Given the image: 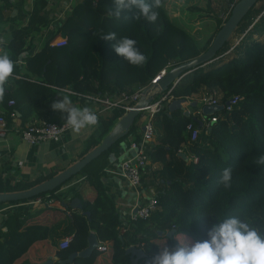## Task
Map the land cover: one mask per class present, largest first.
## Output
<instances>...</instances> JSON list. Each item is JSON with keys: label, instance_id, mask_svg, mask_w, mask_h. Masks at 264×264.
Listing matches in <instances>:
<instances>
[{"label": "trees", "instance_id": "1", "mask_svg": "<svg viewBox=\"0 0 264 264\" xmlns=\"http://www.w3.org/2000/svg\"><path fill=\"white\" fill-rule=\"evenodd\" d=\"M167 1L162 0L161 6L154 10L167 16L169 21L154 24L143 17L135 19L138 12L135 8L122 10L117 22V18L108 15L114 7V0L76 1L57 30L44 40L38 50L24 57V65L17 62L14 71L17 76L13 78L15 84L5 86L0 114L9 122L12 118L10 114L14 112L21 126L45 119L61 123L67 114L53 111L51 104L65 92L55 86H70L77 91L101 94L120 93L128 88L136 90L148 84L159 70L152 73L150 66L144 64L138 75L129 79L128 75L132 73L129 71L130 64L119 59L118 69V58L112 51L115 41L104 40L101 35L114 31L118 39V35L119 38H130L137 33L141 39L137 47L148 56L152 43L158 39L157 32L169 22L195 44L193 54L180 56L182 61H186L198 58L211 47L233 11L231 9L229 17L218 20L217 24L205 14H186L182 18L172 16ZM212 1L203 0V6L189 9L199 12L204 7L208 9L206 12H211ZM238 1L233 3L232 8ZM257 3L242 24L255 12ZM46 4V0H34L28 23L14 30L4 49L13 61L29 48L27 40L31 33L48 23L42 13ZM263 12L264 8L259 14ZM260 21L255 23L252 32L260 29L264 34V15ZM148 30L151 34L147 36L145 31ZM59 35L66 36L64 44H49L52 37ZM251 37L243 47H236L237 53L231 59L224 60L220 65L213 62L187 73L171 93L174 99L187 98L206 86L211 92L220 91L222 103L233 95L243 96L240 105L233 110L224 107L207 115L210 118L220 114V119L211 123L209 132L205 128L199 138L193 140L187 124L192 121L197 125L198 119L182 108L170 115V106L166 104L155 115L157 138L151 149V163H162L154 171L155 176L160 178L156 184L160 208L149 219L134 221L126 227V231L120 229L122 221L119 212L102 181L110 150L121 141L119 139L82 168L79 173H87L83 194L74 193L64 201L63 209L46 206L6 217L2 223L4 229L0 226V264H41L48 259L47 255L36 256L33 252L36 244L42 241L46 242V248L55 249L58 259L50 264H131L128 249L134 244L147 252L140 258L139 264H149L152 257L161 251L162 245L175 250L180 243L207 239L211 226L219 223V218L229 216L247 219L253 227L264 232V165L256 163L264 155V41L253 35ZM22 66L25 68L23 71L20 70ZM11 98L14 102L9 104ZM70 99L75 106L87 107L85 98L81 96L71 95ZM203 105L199 102L193 108L200 109ZM123 114V111L120 115L119 111L108 113L102 119L97 135L91 134L77 158L94 147ZM138 117L127 137L138 129ZM184 145L194 154L191 160L181 154ZM229 167L232 169L231 186L225 188L219 181L222 170ZM55 172L51 170L31 180L14 183L4 182L0 175V191L28 188ZM73 196L80 197L81 208L70 205ZM82 211H88V214ZM161 230L162 233H159ZM172 230L175 231L170 236L168 232ZM90 232H94L98 243H104L105 248L96 247L87 255H76L71 262H63L70 253L87 246ZM66 235L70 236L68 245L59 247V240Z\"/></svg>", "mask_w": 264, "mask_h": 264}, {"label": "crops", "instance_id": "2", "mask_svg": "<svg viewBox=\"0 0 264 264\" xmlns=\"http://www.w3.org/2000/svg\"><path fill=\"white\" fill-rule=\"evenodd\" d=\"M46 1L47 4L44 7L42 13L48 20V23L40 30H36L31 33L30 37L27 40L29 48L20 53L21 55L25 54L24 57L32 53V51L38 50L44 40L50 37L57 30L58 25L63 21L64 17L70 11L63 10L65 4H69L71 1V3L69 4L71 9L72 5L78 0ZM33 4L34 0H0V38L4 40V44L0 45V53L4 52L8 41L14 34V30L17 27L26 26L32 14ZM20 70L23 71L25 70V68L22 66ZM16 76L17 75L14 73L13 78ZM13 78L8 81L6 86H14L15 83L13 82ZM131 90H133V88H131L129 91ZM193 110L195 109L193 108ZM19 120V118H11L4 135H0V175L4 182L8 181L14 183L19 180H31L41 173H47L51 170H56V172L61 170L62 168L69 165L72 159L78 157L79 153L83 151L87 139L91 136V134L97 135L100 128V126H97L84 129L78 136H74L72 130L70 129L57 138L42 140L38 143H29L21 136V134L17 130H15L14 123L16 121L18 122ZM138 126V129H136L129 137L124 139L126 141L117 143L110 150L105 167L107 165H111L113 167L117 165V162L120 161V151L121 161L132 154L133 151L130 149L129 143L132 138L141 137L142 128L140 127V124H138ZM182 150L188 155L189 160L194 157L193 152L188 149L187 145H184ZM161 166V162H156L152 163L150 167L145 169L144 181L143 185H141L140 187V192H138L137 189L135 190L134 187H129L127 181L123 176L121 185V176L114 172H108L104 168L102 181L107 189V192L114 200L121 221H124V231H126V227L132 223L131 221H129V216L131 211L134 209V205L140 202L148 201L150 199V196L156 195L157 186L155 185V179H157V184L160 178H157V176H155L154 171ZM80 174H77V176ZM72 178L63 184L69 185ZM62 185H60V188L63 187ZM86 185L87 183H85L80 188V190L76 192L83 194V189ZM73 190L74 187H68L63 190L61 189L60 193H62V199L59 198L60 200H54L53 204L51 205L37 206L29 209L34 211L46 206H57L63 209V207H65L63 204L64 201H66L72 195H74V193H76ZM7 205V202L0 201V226L2 227V223L6 219V217L13 213V211L7 208ZM65 210L68 211L66 208ZM62 225L64 224H61V226ZM61 228L58 231H60ZM120 229L122 230V222ZM54 250V248H46V242L42 241L36 244V249L33 254H35L36 256L47 255V258H49L56 256Z\"/></svg>", "mask_w": 264, "mask_h": 264}, {"label": "built area", "instance_id": "3", "mask_svg": "<svg viewBox=\"0 0 264 264\" xmlns=\"http://www.w3.org/2000/svg\"><path fill=\"white\" fill-rule=\"evenodd\" d=\"M71 3V1H70ZM69 3V4H70ZM69 4H65V7L63 10H70ZM66 42V36L59 35L54 36L49 40V44L51 45H60L64 44ZM229 53V52H227ZM25 55V54H24ZM24 55H19L16 58V62L20 64H24ZM225 56L220 55L216 61L222 60V58ZM170 68H164L157 71L154 75V77L150 80L151 82L149 84L142 85L140 88L136 90L131 91H122L120 93H116L114 95L112 94H104V93H90V92H81L77 91L70 86L66 87H60L55 86L59 88L60 90L73 93L72 95H78L83 98H85V103L87 104V107H89L92 111H94L98 115L99 119V125H101L102 119L108 114V113H114L119 111V105H120V111H123V115L129 113L133 107H135L137 101L141 98V96L144 94L145 89H150V93L148 95H153L157 90L155 89V85L158 84L160 79L163 77V75L166 73V71ZM174 86H172L171 89L159 93L160 96L155 95L153 101L150 103L148 107H145L142 114L138 117V124H140L141 129V137L140 138H132L130 140V149L133 151L131 155H129L126 159H123L122 161L117 162L116 166L107 165L105 167V170L108 172H114L118 174L119 176L124 177V179L127 181L129 187H134L135 190L137 189L138 192H140V187L143 185L144 181V171L148 164L152 162L151 157V149L153 146V143H155V140L157 138V127L155 122V115L159 113L166 104H169L174 100L173 95L171 94L173 92ZM221 94L219 90H215L214 92H210L208 95L202 97V102L204 105L199 110H193L192 107H189L186 105V109L190 111V113L193 114V117H196L198 120L201 121V126L198 124H193L192 121H190L187 124V127L192 132L193 140H196L199 138L201 131L203 129H207V132L211 129V123L213 121H218L220 119V114H215L212 117H207L204 106L207 104H216V105H222L224 107H227L229 110H233L235 107L239 106L241 103V100L243 99L242 95L236 94L230 97L226 102H221ZM14 100L11 98L8 100V103H13ZM186 104V103H185ZM186 111V110H185ZM217 113V112H214ZM10 116L14 119H16V114L12 112ZM142 122H140V119ZM8 121L5 118L4 115L0 114V135H4L5 131L8 128ZM15 130H17L21 136L29 143H38L39 141L46 140V139H54L59 136H61L64 132L70 130L71 128L66 124V121H63L61 123L50 121V120H41L37 121L33 124H25L24 126L20 125V122L16 121L14 123ZM97 127V126H96ZM80 174V173H77ZM74 175L70 184L65 185L63 184L62 188L58 186L55 189L48 190L45 192H41L39 194L32 195L27 198H22L18 200H12V201H6L8 203L7 208H9L13 213H23L32 207L37 206H44V205H51L53 204L54 200H60L62 199V193H60V190L68 188V187H74L73 191H78L80 188L87 183V173L83 172L80 175L77 176ZM59 196V198H58ZM157 208H160V205L158 203V199L156 195L150 196V199L145 202H140L134 205V209L131 211L129 216V221L132 223L134 221H137L138 219H149L153 212L157 210ZM70 236L66 235L62 237L59 242V247H65L68 245ZM98 249H104L105 245L104 243L100 242L97 244Z\"/></svg>", "mask_w": 264, "mask_h": 264}, {"label": "clouds", "instance_id": "4", "mask_svg": "<svg viewBox=\"0 0 264 264\" xmlns=\"http://www.w3.org/2000/svg\"><path fill=\"white\" fill-rule=\"evenodd\" d=\"M162 0H114V7L108 15L119 19L124 9H137L135 19L141 17L150 23L158 20L159 8ZM104 40L115 41V52L131 66L142 67L146 63V56L137 47V41L128 36L117 39L116 32L101 35ZM4 40L0 38V45ZM7 52L0 53V104L6 94V84L13 78L16 68ZM60 99L52 102L53 111L66 113V124L71 128L74 136L81 134L82 130L99 125L98 115L89 107L75 106L70 99L73 93L64 90ZM264 165V155L256 161ZM232 169L225 168L220 176V183L225 187L231 186ZM62 185V184H61ZM60 186V185H59ZM57 188V187H56ZM55 189V188H54ZM219 223H214L207 232V239H195L187 243H180L175 250L166 244L161 251L149 261V264H264V232L253 227L247 219L237 216L219 218ZM55 262L58 258L53 257Z\"/></svg>", "mask_w": 264, "mask_h": 264}, {"label": "water", "instance_id": "5", "mask_svg": "<svg viewBox=\"0 0 264 264\" xmlns=\"http://www.w3.org/2000/svg\"><path fill=\"white\" fill-rule=\"evenodd\" d=\"M258 2V0H240L238 1L234 7L232 8V14L229 19L223 23L220 31L218 32L217 37L215 38L211 47H209L205 52L201 53L200 56L196 59H191L182 63H179L176 67L168 69L163 77L159 80L160 82L155 85V92L153 95H148L150 93V89H145L144 94L135 104L136 106L131 109V111L125 115L119 116L116 121L112 124L109 130L102 136L100 141L91 149L86 151L79 158L71 162L66 167L57 171L53 175L43 179L42 181L28 187L25 189L18 190H10V191H0V201H12L18 200L22 198H27L35 194H39L41 192H45L48 190H52L59 185L63 184L66 180L70 179L72 176L79 173L82 168L89 163L93 158L98 156L104 150L109 148L114 142L120 139V128H121V139L126 138L132 130V125L136 122V119L139 115L142 114L145 107H148L150 103L153 101L154 96L158 95L161 92H165L174 86L173 90L176 88L181 78L185 76L187 73L192 70L199 69L202 66L213 63L217 58V54L223 49L224 46L231 40L233 35L235 34L236 29L240 24L243 23L245 17L252 10L253 6ZM185 98L178 97L174 99L170 103V115L178 108H182L186 110L188 114L190 111L186 109ZM197 101L194 102L193 106L198 105ZM224 109L222 105L216 104H207L204 106V111L206 114H212L214 112H218ZM199 125L201 126V121L198 120ZM186 158L188 155L185 152H181ZM70 205L72 207L81 208L82 203L81 199L78 196H73L70 200ZM83 213H87L88 211H82ZM173 231H169L168 234L171 236ZM162 233V230L159 231ZM88 244L87 246L80 250L74 251L68 255L67 258L63 260V262H71L76 255H87L94 248L97 247L98 241L94 232H90L87 238ZM128 253L131 254V264H139L140 258L147 255L146 250L134 244L128 249ZM57 257V256H53ZM49 257L41 264H50L52 262V258Z\"/></svg>", "mask_w": 264, "mask_h": 264}, {"label": "rangeland", "instance_id": "6", "mask_svg": "<svg viewBox=\"0 0 264 264\" xmlns=\"http://www.w3.org/2000/svg\"><path fill=\"white\" fill-rule=\"evenodd\" d=\"M236 0H213L212 1V8L213 11L206 12L208 9H205L204 7H201V10L203 11H192L191 7H200L203 6L205 3L203 0H169L167 1V6L169 8V11H171L172 16H179L184 17L186 14H205L206 16L211 17V19L215 20L218 24V20H226L232 9V5ZM203 4V5H202ZM264 8V0H261L257 3L255 7V12L250 16L244 24L240 26L239 29L235 31V34L231 38V40L228 42L227 46L223 48V50L220 52L219 55L225 56L222 58V60L214 61V64L220 65L223 63L224 60L231 59L235 56L237 53L238 45L244 46L245 41H250L252 38L251 35H253L254 38L264 41V34L258 29L254 32L253 26L257 21L261 20V17L264 15L259 14V12ZM168 20V17L165 15H159L158 20L156 22ZM169 21V20H168ZM261 22V21H260ZM170 23L167 22L165 26H163L158 32V39L156 42H153L150 51L148 52V60L146 59V63L148 66H150V70L152 73L156 70L164 69V68H172L173 66L177 65V63H182L185 61H182L180 56H189L194 53V47L195 44L193 43V40L184 34H182L180 31L169 25ZM199 32V31H198ZM145 34L148 36L151 34V31H145ZM130 38H133L137 41V45H139L140 35H137V33L133 34ZM147 38V37H146ZM145 38V39H146ZM115 44V43H114ZM149 44V43H147ZM111 47V46H110ZM113 53L116 54V58L120 59L121 61H125L121 56H119L114 48ZM229 52V53H227ZM146 54V53H145ZM193 59V58H192ZM191 60V59H190ZM188 61V60H186ZM130 72L131 74L128 75V78L131 79L133 77H136L138 74V71L140 67H134L130 65ZM151 82V81H150ZM149 82V83H150ZM148 83V84H149ZM147 84V83H146ZM145 85V84H144ZM131 88H128L126 91H129ZM211 91L204 86L199 93L192 94L185 98V103L187 106L192 107L194 105V102L197 101V103L202 102V97L208 95ZM157 96H160L159 94ZM140 119V118H139ZM140 122L141 119H140ZM124 142L126 140L121 139L118 143ZM152 163L148 164L146 169L150 167ZM157 179H155V185H156Z\"/></svg>", "mask_w": 264, "mask_h": 264}]
</instances>
